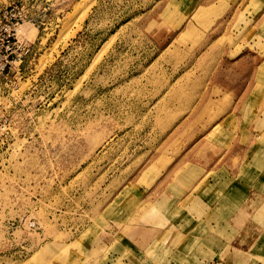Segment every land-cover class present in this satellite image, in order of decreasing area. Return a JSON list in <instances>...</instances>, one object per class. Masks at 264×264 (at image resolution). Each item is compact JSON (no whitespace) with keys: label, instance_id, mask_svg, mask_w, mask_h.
Wrapping results in <instances>:
<instances>
[{"label":"rangeland","instance_id":"rangeland-1","mask_svg":"<svg viewBox=\"0 0 264 264\" xmlns=\"http://www.w3.org/2000/svg\"><path fill=\"white\" fill-rule=\"evenodd\" d=\"M79 1L87 0H0V8L23 6L19 34L30 48L20 61L9 55L0 74V264H61L71 246L94 241L102 221L133 204L134 188L155 180L148 170L159 155L179 157L209 137L234 102L223 93L208 103L210 91L221 94L213 88L243 87L258 74L257 98L264 92V46L249 45L261 38L256 0H193L189 13V0H93L76 19ZM202 6L216 10L206 22L213 9L198 19ZM189 24L198 31H184ZM254 230L200 240L185 255L172 250L186 239L165 231L151 250L168 244L164 264L176 256L179 264H233L228 249L249 246ZM47 237L66 241L44 245ZM257 259L238 261L264 264Z\"/></svg>","mask_w":264,"mask_h":264},{"label":"crops","instance_id":"crops-1","mask_svg":"<svg viewBox=\"0 0 264 264\" xmlns=\"http://www.w3.org/2000/svg\"><path fill=\"white\" fill-rule=\"evenodd\" d=\"M256 1L263 4V9L256 17L254 31L256 36L261 32V38L256 44L250 42L249 45L264 46V0ZM186 5L189 13L195 3L189 0ZM204 9L213 10L208 16L201 17L200 12ZM211 14H216L214 8L202 6L196 17H201L206 22ZM182 15L185 16V13ZM253 17L251 14V18ZM184 31L197 32L198 29L189 24ZM257 76L258 74L254 76L252 82L250 78V83L243 87L227 86L224 82L226 89H221L220 86L219 89L213 88L212 90H220L221 94L213 97L210 91L208 103L216 105L223 93L234 95V102L228 112L220 114L218 121L212 124L209 137L206 139L205 134L203 141L196 142L179 157L159 155L148 170H155V180L148 178L145 181L148 184H140L134 188V194H138V197L133 200V204L125 205L120 210L122 215L117 212L113 219L102 221V227L94 241L80 247L71 246L61 257V264H68L67 259L75 264H102L104 256L117 264H164L160 256L169 248L168 244L160 243L156 250H151V246L165 231H169L170 238L186 239L184 245L175 246L172 250L173 255H185L191 252L180 250L190 249L195 245L197 247L200 240L212 237L224 240L243 238V233H248L250 226L255 229V233L250 235L252 241L249 246L244 248L231 245L228 254L234 256L233 264H242V260L238 261L239 258L247 255L261 256L264 259V92L261 99L257 98L260 95L255 88ZM250 111L257 112L256 116L252 117ZM226 123L234 127V130L228 128ZM217 126L220 132L216 134L214 128ZM202 146L205 147L203 150ZM177 192L182 194L178 195ZM176 207H180L179 211H184L185 214L173 219L171 214ZM215 228L219 233L213 231ZM46 240L48 241H44V245L53 242L60 244L62 239L47 237ZM64 241L66 240H62ZM110 246L114 250L107 251ZM205 251L207 250L203 249ZM221 252L222 250L215 253ZM150 253L154 258L146 263L144 257ZM106 264H111V261ZM169 264H179V258H172ZM191 264H194L193 260Z\"/></svg>","mask_w":264,"mask_h":264},{"label":"built area","instance_id":"built-area-1","mask_svg":"<svg viewBox=\"0 0 264 264\" xmlns=\"http://www.w3.org/2000/svg\"><path fill=\"white\" fill-rule=\"evenodd\" d=\"M24 8L17 3L0 8V74L12 62L9 55L14 54L15 60L27 56L30 52L29 45L19 34V26L25 18ZM27 228L34 230L36 222L28 219L24 222Z\"/></svg>","mask_w":264,"mask_h":264},{"label":"bare ground","instance_id":"bare-ground-1","mask_svg":"<svg viewBox=\"0 0 264 264\" xmlns=\"http://www.w3.org/2000/svg\"><path fill=\"white\" fill-rule=\"evenodd\" d=\"M88 1V0H87ZM87 1H85L83 4L80 2V4H82V7H81V9H80V7L78 8V9H80L79 10V12L77 13L78 15H76L77 16V18L76 19H81V18H83L86 14H87V11H88V9L90 8V6L92 5V3H93V0H90L89 2H87ZM79 2H77L78 4H79ZM75 5H77V4H75ZM74 5V7H77V6H75ZM79 6V5H78ZM74 10H76L75 8H73ZM73 10V11H74ZM78 11V10H77ZM76 12V11H75ZM72 16V15H71ZM72 18V17H71ZM74 18V17H73ZM75 20V19H74ZM76 21V20H75ZM74 21V22H75ZM263 255V254H262ZM257 257H261V256H252V258H256V260H258L257 259Z\"/></svg>","mask_w":264,"mask_h":264}]
</instances>
